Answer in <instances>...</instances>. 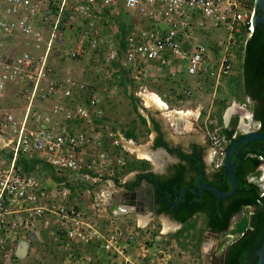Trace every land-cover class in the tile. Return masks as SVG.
I'll use <instances>...</instances> for the list:
<instances>
[{
    "label": "built area",
    "instance_id": "2783aa9c",
    "mask_svg": "<svg viewBox=\"0 0 264 264\" xmlns=\"http://www.w3.org/2000/svg\"><path fill=\"white\" fill-rule=\"evenodd\" d=\"M45 1L0 0V38L9 39V47L0 46V264H16L34 245L49 241L44 234L65 252L59 264H92L91 254L76 252L88 243H97L110 262L128 261V234L113 213L95 199L87 208L68 201L78 184L119 180L125 150L103 123V95L83 81L59 77L51 64L53 48L68 44L59 55L64 60L96 50L105 64L116 62L137 81L150 73L169 79L184 73L192 86L179 88L191 95L203 77L216 86L231 73L250 36L256 0ZM122 12L136 17L124 49L97 24ZM206 19L222 30L210 43L197 32ZM66 28L71 39L61 36ZM8 87L23 97L22 109L2 105ZM140 89L146 91L141 84ZM251 124L248 130L259 129L257 121ZM206 134L214 166L220 167L230 139L216 126ZM108 140L119 150L108 148ZM18 158L49 166L53 176L42 182L22 172Z\"/></svg>",
    "mask_w": 264,
    "mask_h": 264
},
{
    "label": "rangeland",
    "instance_id": "374dc122",
    "mask_svg": "<svg viewBox=\"0 0 264 264\" xmlns=\"http://www.w3.org/2000/svg\"><path fill=\"white\" fill-rule=\"evenodd\" d=\"M76 1L78 0H69V2L72 3ZM45 2H47V0ZM135 18L127 13H121L119 18H113V16L106 15L103 16V18L98 19L97 24L105 37L111 39L114 43H118L120 24H130ZM140 22L142 25H146L144 21ZM203 26L205 28L200 29L197 32L199 38L203 39L207 43L216 40L222 32L220 28L215 27L214 24L207 19L203 21ZM71 34L72 32L68 31L66 28L61 36L65 39H71ZM8 42L9 39L0 38V46L2 48L9 47ZM64 45L66 46L68 44L62 41V43H60L57 47L53 48L51 54V64L57 75L59 77H71L76 80L83 81L91 90L102 94L103 100L101 108L104 112L102 120L103 123L110 127L114 132L117 133V131H119L124 135L125 132L130 131L135 135L133 140L138 144H144L146 140L150 141V138H153L155 133L146 126V122L141 120L140 115L143 116L144 119L146 118L150 121L152 117L159 118L162 114L159 112L157 113L154 108L145 104L143 94L148 90L144 92L140 89V84L142 83H138L137 80L133 79L131 71L120 67L118 68L117 66L111 64H105L102 60V54L96 50L87 51L80 58L68 60L61 59L59 55L65 48ZM239 62L240 55H238L237 59L234 61L233 68L229 76L238 75ZM227 77L221 79L218 83L221 90L216 89L214 92L213 89L209 88L210 84L208 82H202V91L193 92L191 95H185L181 89H177L176 85H173L174 81L172 82L168 79L155 82V84L152 83V86L158 90L162 100L168 104L170 109H189L191 111H197V113L200 112L201 114L198 119V123L206 129H210L209 124H215L217 122L218 111L221 112V117L223 118L227 109L233 107V112L239 115L237 122L242 121L245 125L247 124V126L239 130H248L252 127L251 120L246 115L248 112H251V101L243 94L238 93L235 95L232 93L233 90L230 92L229 87L231 85L233 86L234 82H230V79ZM177 78L184 79L185 76L182 75L181 77L178 75ZM186 86H192V84L190 82H186ZM112 87L114 88V92L107 94L105 90L111 89ZM214 87L215 85L213 84V88ZM128 93L133 94V96L137 98L135 106L127 96ZM22 98L23 97L21 95H16L14 88L8 87L1 98V102L2 105H9L15 109H22L24 105V100ZM218 101H220V103H218ZM239 106L244 109L242 113L236 109ZM244 115H246V117L243 120L242 117ZM215 126L221 129L220 125L215 124ZM2 153H5V150L2 151ZM208 153L210 152L208 151ZM124 156H126L129 161L138 160L134 154L128 152H126V155ZM2 158L4 157H0V161ZM39 167V169L35 171L33 170L34 172H31V175L36 178L38 177L42 182H44L43 180L45 178V181L49 180L50 177L48 176H51V173L54 172V170L49 166L45 167L44 165H41ZM261 168L262 174L258 178L253 177L251 179L256 181L260 185L261 189L264 190V163L261 164ZM63 174L67 176L66 171H63ZM125 174H127V172L121 175ZM67 177L69 178V176ZM71 182L73 185L76 184L74 180ZM88 184L89 185L86 186L82 185L72 188L73 190L68 201L72 204H77L82 208H87L89 202L92 199H95L97 202H104L101 205L105 206L107 204L106 200L109 192L112 191V186L108 185L106 180H100L98 182L89 181ZM194 219H196L194 228L190 229L188 233H184V236H186L185 238H181V243L184 244V247H181L175 238V234L181 229L182 225L177 229L173 227L172 230H174V232L171 234L167 233L172 237L174 236V246H169L167 242L164 243V239L159 237V241L156 240L155 235L158 234L159 231H164L162 227L164 221L166 220L165 218L161 217L160 221L152 219L146 226L143 225L138 228H133L134 225L131 220L118 222L116 219V223L126 232H129L131 229H133L135 233L137 232L138 235L136 237H130L127 239V242H129V244L131 243V247L137 251L136 258H140L138 262H141L142 258H146L143 259V261L153 258V261L151 260L152 264H203L202 256L204 251H207V247H209L206 246V249L202 250V247H205L203 246V238L206 235V229L201 230L203 228V220L200 216H196ZM141 220L143 221V219L140 218V223L142 222ZM43 237L51 241V243H49V241H45L43 244L34 245L32 251L21 255L19 260L16 261V264H59L64 258L65 252L57 250L51 239L44 235ZM235 237L236 234H233L232 239ZM150 251L152 252L150 253ZM143 252L145 253L144 256L141 255ZM162 257L163 259H160Z\"/></svg>",
    "mask_w": 264,
    "mask_h": 264
},
{
    "label": "trees",
    "instance_id": "16d2710c",
    "mask_svg": "<svg viewBox=\"0 0 264 264\" xmlns=\"http://www.w3.org/2000/svg\"><path fill=\"white\" fill-rule=\"evenodd\" d=\"M256 13L260 14L259 9H257ZM131 23L120 24L118 43L123 49L125 46L124 37L130 30ZM111 65L119 68L116 62ZM229 75H227L228 77H223H227L230 79V82H234L233 86L231 85L229 87V91L231 92L233 90V94H243L250 99V110L253 115V120L259 123V130L264 133L263 23L259 22L254 25L251 35L242 47L238 75ZM202 79L203 83L208 82L210 84L209 88L213 89L214 83L211 80H208L206 77ZM215 89L221 90V87L217 84ZM127 96L135 106L137 98L131 93H128ZM140 118L142 121H145L143 116L140 115ZM236 121L237 118L234 117L230 122L231 127H225L223 126L221 112H217V122L215 124L220 125V131L230 139L228 145L235 139L231 138V136L234 132ZM153 124L157 129L158 123L153 120ZM215 124H209V128H212ZM126 137L134 139V135L130 131L126 132ZM240 145L238 144L236 146V150ZM0 152L2 153V150ZM124 157L125 164L119 173L120 176L129 170L146 169L150 166L146 160L138 159L130 160V162L126 156ZM231 160L233 162L232 170L236 180L235 190L232 195L225 199H219L213 196L209 190L196 193L192 189L186 188L180 198H177V194L186 185L181 181V173L178 172L162 183V188L168 193L169 200L173 202L177 201V208L174 205L171 207V210L170 204L168 202L164 203V211L170 213L174 220L182 224L181 229L175 234V238L181 247H184V244L181 243V238L186 237L184 233H188L190 229L194 228L196 219L192 216L194 213L199 212L203 220V228L201 230L210 229L212 232L236 234V237L227 246L224 264H254L257 260L256 250L264 240V190L251 178H258L262 174V170L258 166L264 161V141H250L240 152L234 154ZM32 162L35 161L18 158L15 165L19 166L22 172L29 174L33 166ZM210 182L222 192H227L230 189V178L223 171V165L219 167L214 180ZM248 207H254V209L247 210ZM239 212H243V214L232 223V228L228 230L231 219Z\"/></svg>",
    "mask_w": 264,
    "mask_h": 264
},
{
    "label": "flooded vegetation",
    "instance_id": "af4514ba",
    "mask_svg": "<svg viewBox=\"0 0 264 264\" xmlns=\"http://www.w3.org/2000/svg\"><path fill=\"white\" fill-rule=\"evenodd\" d=\"M250 113L252 116L250 120L254 121L252 112ZM200 114L201 113L199 112L196 116V124L193 126V123H190L189 125L191 126H188V129L186 130L187 132L184 133L188 137L183 139L182 141H174L173 144H170L165 135L163 134L159 126L158 119L156 117H152L150 123L152 130L155 132V135L152 139V147L153 149L161 148L165 151L162 168L158 170L149 169L146 171H137L134 174L133 178L129 180L124 178H120L119 180H113L114 191H112L111 198L109 201H118V203H122L120 207H122L124 209L123 212H126L127 214H134L135 212L145 213L148 211L150 215L154 218L159 215H163L173 219L170 213L164 211L163 204L168 202L170 204L171 210V207H173L174 205L177 208V201L173 202L169 200V195L163 190L162 183H164L172 176L180 172L181 181L186 184L185 187H190V189L192 190H201L202 187L200 184V180L203 184H212L210 181L214 180L215 174L219 167L214 166V155L211 149L210 153H208L210 144L208 142L205 128L198 123ZM153 120L158 123L157 129L154 127ZM230 122L231 120L229 121L228 125L231 127ZM239 125V122L236 121L233 132V134L235 135V140L239 139L244 133V131L239 130L242 128ZM200 133H202V136L200 135ZM262 163H264V161H262L258 166V168L261 170ZM149 171H151V173H148ZM148 185L153 188V198L151 203H144V201L147 200V198L144 199V194L139 195V197H136L135 195L132 197L133 192ZM204 190L209 189L203 188L200 192H196L194 190L193 191L196 193H202ZM139 202H141V205ZM253 209L254 207H248L247 210ZM242 214L243 212H239L238 214H236L232 218V223ZM196 216H200L202 218V215L199 212L194 213L192 217ZM232 223L230 221L228 230L232 228ZM206 234L209 236V238L212 237L215 242L212 243L209 247H207V251H204V254L202 256V263L218 264L217 262L219 260V257L217 255V250L221 247L222 249L219 252H224L225 258L227 246L233 241V239L231 242L222 245L220 242L221 239L226 234L230 233L212 232L210 229H206ZM205 236L203 238V242ZM204 246V249H206V246L208 245L205 244Z\"/></svg>",
    "mask_w": 264,
    "mask_h": 264
},
{
    "label": "crops",
    "instance_id": "0c3cea01",
    "mask_svg": "<svg viewBox=\"0 0 264 264\" xmlns=\"http://www.w3.org/2000/svg\"><path fill=\"white\" fill-rule=\"evenodd\" d=\"M131 16V15H130ZM133 21V20H132ZM131 21V22H132ZM156 73V72H155ZM182 75L183 76H185V78L184 79H179V78H177V79H169V77L168 76H166L165 74L163 75V73H161V72H157L156 74H152V73H150V74H148V76L145 78V79H141V81H138V83L139 82H141L142 84V86H144L145 87V89L146 90H148L147 92H145L144 94H143V98H144V95H146L147 93H154V94H156L159 98H161V95L159 94V92H158V90L156 89V88H154V86H152V83L153 84H155V82H160L161 80H166V79H168V80H170V81H174L173 82V85L175 84L176 85V88L177 89H180L179 87H180V84H183V85H186V82H190V78L189 77H187L184 73H181V74H179V76H181L182 77ZM179 81V82H178ZM180 83V84H179ZM156 86V85H155ZM202 89H203V86L200 88V89H193L192 90V93L193 92H201L202 91ZM213 90H214V92L216 91V89H215V87L213 88ZM162 99V98H161ZM144 101H145V98H144ZM218 103H220V101H218ZM145 104L147 105V106H149L146 102H145ZM152 107V106H151ZM236 109H238L241 113L244 111V109L241 107V106H239V107H237ZM156 110V112L158 113H160V114H162V116H164V118H167V114L169 113V110H171L170 108H169V106H168V104L167 103H165V108H162V109H155ZM189 110V109H188ZM188 110H177L178 112H183L182 114H185V115H183L182 117H183V120L186 122V123H188V124H190V123H193V124H196V116L198 115V113H197V111H195V114H192V113H188L187 111ZM189 111H191V110H189ZM246 111V110H245ZM194 112V111H193ZM238 113V112H237ZM240 113V114H241ZM245 113H247V112H245ZM189 116H188V115ZM249 114H250V112H248V115L247 116H249ZM246 115H244L243 117H242V119L244 120V118L246 117ZM238 114H236V113H234L233 112V107H231V108H229V109H227V111L225 112V115H223V120H224V126L225 127H228L229 125V121L230 120H232L234 117H236V118H238ZM157 118V117H156ZM145 122H146V126L147 127H149L151 130H152V128H151V123H150V121L148 120V119H146L145 118ZM252 122V121H251ZM167 123V122H166ZM242 124H245L244 122H242ZM240 126V125H239ZM203 127V126H202ZM241 127V126H240ZM110 128V127H109ZM205 130H207L206 128H205ZM128 132V131H127ZM116 133V132H115ZM155 133V132H154ZM117 138L122 142V144H123V146H124V150H125V152L123 151L122 153H123V155L125 154L126 155V152H128V153H131V154H134L135 156H136V158L137 159H139V160H146V161H148L149 162V164H150V166L148 167V168H146V169H132V170H129V171H127V174H125V175H123V176H121V178H124V179H132L133 178V176H134V174L137 172V171H142V170H158V169H161L162 168V166H163V159H164V155H165V151L162 149H153L152 148V139L153 138H150V141L148 140H146V142L144 143V144H138V143H136V141H134L133 140V138H128V137H126V132H125V134L123 135V134H121L119 131H117ZM134 135V134H133ZM170 135V137L173 139V141H175V142H177L178 140H183V139H185V138H187L188 136L186 135V134H180V135H173V134H169ZM200 135L202 136V133H200ZM135 136V135H134ZM136 139H138V138H136ZM130 140H132L133 141V143L134 144H136V145H147V147L151 150V151H154L155 152V154H156V156H157V159H156V163L154 162V161H152V159H148L147 160V158H141V157H138L137 155H136V153L135 152H131L130 151V149L128 148V146H127V142L128 143H130ZM106 142H104V144H105ZM108 148H110L111 150H115V148L116 149H118L119 150V147H115V146H113L112 144H111V142L108 140L107 141V143L105 144ZM209 152H210V148H209ZM33 163V166L31 167L32 169L30 170V174H31V172H34L35 170H37V169H39L40 167L39 166H41V165H44L45 167H47L45 164H39V163H37V162H32ZM34 170V171H33ZM53 176V172L51 173V176H48V177H52ZM38 178V177H37ZM39 179V178H38ZM40 180V179H39ZM46 180V178L43 180V181H45ZM98 182V181H97ZM106 182H107V184L108 185H110V186H112L111 188H112V191H114V185H113V180H106ZM93 184H96V183H93ZM82 185H89L88 183H81V184H78L77 186H82ZM91 188V187H90ZM73 190V189H72ZM112 191L111 192H109V195H108V198H107V200H106V202H107V204L105 205L106 207H107V205H109V203H110V198H111V193H112ZM105 202V203H106ZM90 203V202H89ZM99 204H103L104 202H98ZM121 204L122 203H117V205L118 206H121ZM89 205V204H88ZM103 206V205H102ZM108 209V208H107ZM109 210V209H108ZM110 211V210H109ZM111 212V211H110ZM111 213H113V216H115V218L117 219V221L118 222H122V221H124V220H131L132 222H133V228H138V227H140V226H143V225H147L152 219H156V220H158V221H160V219H161V217L162 218H165L167 221H169V222H172L173 224H174V227L177 229V228H179V227H181V225L182 224H180V222H178V221H176V220H173V219H171V218H169V217H167V216H163V215H159V216H157V217H152L151 215H150V213L147 211V212H145V213H142V212H135L134 214H127L126 212H122L123 214H116V213H114V212H111ZM140 218L141 219H143L144 220V223H140L139 221H140ZM163 220V219H162ZM132 228V227H131ZM163 228V227H162ZM172 232H174V230H172V228H170L169 230H167V231H159V233L158 234H156L155 235V237H156V240L157 241H159L158 239L159 238H161V239H164V243L165 242H167L168 244H169V246H174V244H173V242L175 241L174 240V238L170 235ZM167 233H170V234H167ZM126 234H128L127 235V239H129L130 237H136L138 234H137V232L135 233L134 231H133V229H131L129 232L127 231L126 232ZM44 236H46L47 237V235L46 234H44ZM159 237V238H158ZM172 237V238H171ZM131 242V241H130ZM215 242V240L214 239H212V237L211 238H209V240H208V242L206 243V245H208V246H210L212 243H214ZM49 243H51V241H49ZM127 247H126V256H127V259H128V261H126L124 258H122V257H114L113 259H112V261L110 262V260H109V256H108V254L101 248V247H99L98 245H97V243H88V244H81L80 246H79V248L76 250V252H81V253H87V254H91L92 256H93V262H92V264H99V263H101V264H152L151 263V260L153 261V258H151V259H148V260H146V261H143V259H146V258H142V261L140 262H138V260L140 259V258H136V252L137 251H135V249L133 248V247H131V243L129 244V242H127ZM130 245V246H129ZM142 249V248H141ZM137 250V249H136ZM202 250H203V247H202ZM152 251H150V253H151ZM141 255L142 256H144L145 255V253L143 252V253H141ZM168 257V256H167ZM160 259H163V257L162 258H160ZM124 263H123V262Z\"/></svg>",
    "mask_w": 264,
    "mask_h": 264
},
{
    "label": "water",
    "instance_id": "95a60500",
    "mask_svg": "<svg viewBox=\"0 0 264 264\" xmlns=\"http://www.w3.org/2000/svg\"><path fill=\"white\" fill-rule=\"evenodd\" d=\"M257 9H259L260 14L256 13ZM259 22L264 24V0H256L255 1V9H254V15H253V20H252L250 35L253 31L254 25L256 23H259ZM167 115H168L167 118H164V116L160 115L159 118H157V119H158L159 126H160L163 134L167 138L168 142L170 144H173L174 141L170 137L169 134L170 133L173 135H180L182 133L184 134L187 132L186 130L188 129V126H191V125H189L188 123H186L183 120L182 116L185 114H182V113L178 112L177 110L171 109V110H169V113ZM248 117H249V119L252 117L251 113L249 114ZM239 124L242 128L247 126L245 124H242V121L239 122ZM194 125L195 124H193V126ZM252 140L264 141V133L260 132V130H252V129L247 130V129H245L243 135H241V137L239 139L232 140L226 148L225 155H224V162H223V171L226 174H228V176L230 178V184H231L230 189L227 192L220 191L216 186H214L212 184H203V183H201V180H200V184L202 187L201 190L203 188H208L211 191L212 195L215 196L216 198H219V199H225V198H228L230 195H232V193L235 190V184H236V180H235L234 173L232 170V166H233V162L231 160L232 156L234 154H237L238 152H240ZM130 142H133V141L130 140ZM238 144H241V145L236 150V146ZM157 149L159 150L161 148H157ZM148 173H151V171H149ZM186 188H190V187H185L182 190H180V192L177 194V198H180L182 192ZM193 190L196 192L201 191V190H196V189H193ZM141 194L142 195L144 194L143 195L145 197L144 199L147 198V200L144 201V203H151L152 198H153V188L150 185L145 186V187L133 192L132 197L134 195L136 197H139V195H141ZM117 203H118V201H111L109 203V205H107V208L111 212H114L116 214H123L122 212L124 209L122 207L118 206ZM139 203L141 205V202H139ZM142 206H143V203H142ZM232 221H233V219L231 220V223H232ZM230 228H231V226H230ZM215 237H216V235H215ZM217 237H218V235H217ZM208 240H209V236L206 234L204 242H203V246L208 242ZM231 241H232V235L226 234L221 239L220 242L223 245V244L231 242ZM221 249L222 248L220 247L217 250L218 254L216 253L219 257V260L217 262L218 264H223V262H224V252H221V253L219 252ZM203 250H205V249L203 248ZM256 255H257V260L254 264H264V240L262 241L261 246L256 250Z\"/></svg>",
    "mask_w": 264,
    "mask_h": 264
},
{
    "label": "bare ground",
    "instance_id": "6f19581e",
    "mask_svg": "<svg viewBox=\"0 0 264 264\" xmlns=\"http://www.w3.org/2000/svg\"><path fill=\"white\" fill-rule=\"evenodd\" d=\"M144 98H145V102L149 106H152V108H154V109L165 108V102L154 93H147L146 95H144ZM187 112L189 114L190 113L195 114V111L193 112V111L188 110ZM247 115H248V113H247ZM127 146L130 149V151L135 152L138 157L152 159V161H154L155 163L157 162L156 161L157 156H156L155 152L151 151L147 147V145H136L133 142H130V143L127 142ZM141 223H144V220ZM173 227H174V224L172 222H168L167 220L164 221V223H163V230L164 231H167Z\"/></svg>",
    "mask_w": 264,
    "mask_h": 264
}]
</instances>
